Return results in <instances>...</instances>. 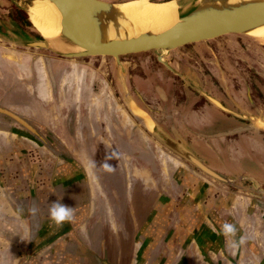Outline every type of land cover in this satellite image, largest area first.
Here are the masks:
<instances>
[{
    "label": "crops",
    "instance_id": "obj_1",
    "mask_svg": "<svg viewBox=\"0 0 264 264\" xmlns=\"http://www.w3.org/2000/svg\"><path fill=\"white\" fill-rule=\"evenodd\" d=\"M104 76L101 59H62L0 42V109L37 134L0 114V264H264V201L212 180L136 128ZM176 97L162 110L186 125H161L167 133L177 131L223 175L256 174L236 160L248 153L257 165L264 150L257 130L224 128L240 132L214 137L222 133L200 126L211 118L225 121L214 112L220 110L206 101L211 106L200 114L188 107L181 120L184 106ZM182 130L195 133L193 143ZM131 132L154 146L152 159L120 149L129 147ZM113 152L119 158L108 161L116 167L108 173L100 165ZM105 177L120 179L121 187L103 186ZM57 199L75 213L62 228L49 219ZM33 205L36 215L29 211ZM225 223L246 243L233 250L220 231Z\"/></svg>",
    "mask_w": 264,
    "mask_h": 264
},
{
    "label": "water",
    "instance_id": "obj_2",
    "mask_svg": "<svg viewBox=\"0 0 264 264\" xmlns=\"http://www.w3.org/2000/svg\"><path fill=\"white\" fill-rule=\"evenodd\" d=\"M21 14L29 30L15 20H0V41L13 47L46 51L62 59H84L108 57L114 62L116 78L125 109L163 148L180 158L212 180L237 191L264 201V189L259 188L255 178L223 175L210 167L190 148L177 131L167 133L154 117L141 108L127 85L128 64L121 58L152 52L156 60L173 77L179 78L197 95L204 98L218 110L252 123L249 130L264 132V119L244 117L224 107L217 99L194 85L189 79L173 68L166 60L176 50L189 45L208 42L228 35H240L257 42L255 33L264 29V0H175L177 22L168 29L139 30V27L121 8V2L110 3L102 0H6ZM38 2L50 3L61 14V33L56 39L44 38L33 26L30 12ZM259 43V42H258ZM260 44V43H259ZM139 99L140 96H138ZM142 110L150 115L152 129L145 119L135 113ZM149 110V109H148ZM19 125L37 135L34 129L18 116L0 109ZM240 131L218 134L221 138ZM250 185H243V182Z\"/></svg>",
    "mask_w": 264,
    "mask_h": 264
},
{
    "label": "rangeland",
    "instance_id": "obj_3",
    "mask_svg": "<svg viewBox=\"0 0 264 264\" xmlns=\"http://www.w3.org/2000/svg\"><path fill=\"white\" fill-rule=\"evenodd\" d=\"M4 1L6 4H4L2 2V0H0V20L12 19L10 13L6 12L7 11L6 8L8 9V7H10V6L14 7V6L11 3H9L8 1H6V0H4ZM160 2H163V1H160ZM26 26L29 28L28 23ZM0 42L7 45L8 47L23 49L21 47H13L12 45H10L6 42H3V41H0ZM194 49H197V51L199 52L198 55L199 56L201 55V57H200L201 59L202 58L203 59H212L213 58V59H215L216 62L221 63V65H225V64L231 62L232 65H235V67L237 69H239L241 74H244L246 76L250 75V72L247 71L244 68V65L239 62L240 59L246 60V59H249V57H251V60L253 61V64L256 67H263L261 69H264V61H262L260 58H258V55H261L264 57V45L259 44L258 42L254 41L253 39H251L249 37L240 36V35L223 36L221 38L211 40L208 42L193 44L192 46L191 45L186 46L184 48H181L179 50L172 52L169 60L172 63H174L175 65L180 64L181 63L180 61H184L183 63L189 64L191 67H194L195 70H198V72L201 74H205L207 72L208 73H216V71L214 69H212L211 67L203 66L198 61L196 62L191 57H188L189 53L193 52ZM196 57L198 58L197 55H196ZM96 58L101 59L104 62V75H105L104 77H105V82H106V83L104 82V85L107 88L110 87L111 89L112 88L114 89L115 96L118 99L120 106L124 107V104H123V101L121 98L120 89H119V84H118V81L116 78V69H115L113 60L111 58H108V57H96ZM155 58H156L155 53L148 52V53H142V54H136V55H126V56H123L121 58V60L123 62H126L128 65L130 63V66H128V71H127L128 72L127 85H128V88L131 92V95L133 96L135 101L137 100L136 97L138 98V96H140L141 99L138 98L139 101H143L144 104H146L150 108L152 107V109L158 111V110L163 109L161 103L159 102L160 98L161 99L163 98V96L160 97V94L162 95L163 93L161 92L162 88L159 85H161L162 79L168 80V79H173L174 77L163 65L158 63ZM231 72L232 71H229L228 69H226V73H229L231 75ZM138 80H141V81H138ZM175 82H177V81H175ZM154 85H157L155 90H156V94L158 95L159 98H156V94L153 92L152 87ZM175 89H176L177 94H179V96H180V94L182 93V88L178 82H177V87ZM118 90H119V92H118ZM137 104H138V102H137ZM175 115H176V113L174 114V121L177 123L180 120L178 118V115L177 116H175ZM156 118L158 120H160L161 122L164 121L163 117L160 115H157ZM131 121L136 125L135 126L136 128L142 129L138 125V123L132 119V117H131ZM26 123L30 126V124L28 122H26ZM217 126L218 127L211 129V130H213L212 132L217 131V132L223 133L224 131L222 129H224V127L226 125L224 123H220ZM210 131L208 133H211ZM181 132L184 134L186 139L191 141V143H193V140H195L194 138H197V136L194 135L195 134L194 132H193V134L191 133V131H187V130L186 131L182 130ZM198 132L201 134L200 131H198ZM198 132H196L197 135H198ZM203 134H205V132L204 133L202 132V136L201 135H198V136H201L202 138L206 139L207 137H205ZM245 134L248 136V138H251L253 140H260L261 139L259 136L258 137L260 139H257V133L256 132L255 133L248 132ZM255 136H256V138H255ZM129 137L131 139V142L129 143V145L127 144L129 147L125 148V149L122 147L120 148V149H122V151L124 153H126V155H129L131 157L144 156L148 159H152L154 146H152L148 143L146 144V143L142 142L141 140L137 139L132 132H131V135H129ZM199 140L202 141V139H199ZM215 140H217V139H215ZM260 142H262V141H260ZM242 147L244 148L245 146L242 145ZM248 148L249 147L245 148V150H249ZM166 151H168V150H166ZM247 154L248 153L243 155L241 159L236 160L237 162L241 163V165L238 164V166H243L242 167L243 169L251 168V169L255 170L256 165L250 162V161L253 162V160H251V156H249ZM252 159H253V157H252ZM118 180H120V179H115V178L109 179V177H105L102 180V185L105 187L106 186L107 187L116 186V182H117L118 186L120 185V187H121V183H120L121 181H118ZM123 180L124 181H122V184L126 185L125 182H127V181L125 179H123ZM81 186H82L83 191H84L83 184H81ZM106 191L108 192V190H106ZM120 196L122 197L123 194L120 193L119 197Z\"/></svg>",
    "mask_w": 264,
    "mask_h": 264
},
{
    "label": "flooded vegetation",
    "instance_id": "obj_4",
    "mask_svg": "<svg viewBox=\"0 0 264 264\" xmlns=\"http://www.w3.org/2000/svg\"><path fill=\"white\" fill-rule=\"evenodd\" d=\"M105 2L110 3H116V2H124L128 0H102ZM153 2H160V1H166V0H151ZM4 4L5 1L2 0ZM6 6V5H5ZM7 7V6H6ZM6 12H9L11 15V18L15 20L21 27L26 28L28 30V27L25 25L24 20L21 17L20 12H18L14 7H8L6 8ZM192 46V45H191ZM186 53V52H185ZM199 52L197 49H194L193 52L189 53L188 57H191L196 62L198 61L201 65L211 67L216 71V73H205L201 74L198 72V70H195L194 67H191L189 64L186 63H180L178 65H175L172 63L169 59L171 57V54L168 58H166L167 62L175 68L177 71H179L183 76L187 77L189 81L193 82V84L197 85L201 89L205 90L207 93H209L211 96L219 100V102L226 107L227 109L231 110L232 112L239 114L244 117H256V118H262L264 119V69H261L263 67H256L253 64V61L251 60V57L249 59H240L239 62L244 65V68L250 72V75H244L241 74L239 69L235 67V65H232L231 62L221 65V63H218L215 61V59H201V55H198ZM198 56V58L196 57ZM258 58H260L262 61H264V57L261 55H258ZM156 59V58H155ZM157 61V60H156ZM130 66V63L129 65ZM226 69H228L231 72V75L229 73H226ZM178 80V83L180 84L182 88V93L177 94L176 87L177 82H175L173 79H162L161 82V88L165 93L166 99L163 101L161 98L159 102L161 103L162 107L168 105H172L173 98L177 96L178 98H181V103L184 106V109L178 112L180 114L181 120L185 116V114L188 112V107L190 108V111H193L195 114L201 113V107L207 105H210L206 102L205 99L197 96L194 92H192L187 85L182 82L179 78L174 77ZM232 82V84L229 83ZM160 82V81H159ZM232 87V89H230ZM153 92L156 94V85L152 87ZM242 93L236 94L237 93ZM193 96V97H192ZM136 97V96H135ZM176 97V99H177ZM156 98H159L156 94ZM136 101L138 102L139 106L143 108L144 110H147L149 114H151L154 119L163 126L165 130H169L172 127H178L181 126V124L184 126L186 123L184 122V119L178 123L174 121V118L172 116L171 111H165V110H154L152 107L150 108L146 104L143 103V101H139V99L136 97ZM194 99V102L192 101ZM179 101L178 99L175 100V103ZM191 103H194L191 107ZM201 106H199V105ZM204 104V105H203ZM211 106V105H210ZM149 109V110H148ZM216 113H219L220 115H223L225 117V121L222 120H215L211 118L207 123L201 124L202 129H212L215 127H218L217 125L220 123H224L226 126L225 129H248L250 126H252L251 122H248L242 118H237L232 115H224V113L220 111H214ZM213 112V113H214ZM207 114L211 115L209 111H207ZM157 115H160L163 117L164 121L161 122L156 118ZM181 126V128L183 127ZM187 127V126H186ZM244 131V130H243ZM259 137L262 139V145H264V132L257 130ZM171 133V131H169ZM260 156L258 157L257 165H256V174L251 175L256 178V180L261 183V186L259 188L264 189V150L263 154L262 152L259 153ZM251 173H255L254 171ZM243 185L249 186L250 183L245 181L243 182Z\"/></svg>",
    "mask_w": 264,
    "mask_h": 264
},
{
    "label": "bare ground",
    "instance_id": "obj_5",
    "mask_svg": "<svg viewBox=\"0 0 264 264\" xmlns=\"http://www.w3.org/2000/svg\"><path fill=\"white\" fill-rule=\"evenodd\" d=\"M121 8L139 27V30L168 29L177 22V4L175 0L153 2L151 0H128L121 2ZM34 28L46 39H56L61 33V14L50 3L38 2L30 12ZM257 42L264 45V29L255 33ZM135 113L145 119L152 129L150 115L142 110Z\"/></svg>",
    "mask_w": 264,
    "mask_h": 264
},
{
    "label": "clouds",
    "instance_id": "obj_6",
    "mask_svg": "<svg viewBox=\"0 0 264 264\" xmlns=\"http://www.w3.org/2000/svg\"><path fill=\"white\" fill-rule=\"evenodd\" d=\"M119 155L118 153L113 152L110 155L105 156L104 162L100 165V167L108 173H112L115 171L116 167H113L108 161L112 159H118ZM97 166L95 161H91V167L95 168ZM21 211H23L21 209ZM30 213L32 215H36L39 211L38 207L33 205L29 209ZM49 219L52 222V224L55 225L56 228H62L65 223H71L75 219V213L74 208L68 207L60 202V199H57L56 202L51 203L49 207ZM221 234L226 239H231V248L234 250L238 248L239 246L246 243V238L244 236H241L239 240L235 239L237 229L234 224L231 223H225L223 224L221 228Z\"/></svg>",
    "mask_w": 264,
    "mask_h": 264
}]
</instances>
